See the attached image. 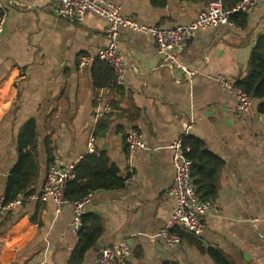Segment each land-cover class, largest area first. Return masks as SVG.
I'll return each mask as SVG.
<instances>
[{
  "label": "crops",
  "instance_id": "obj_1",
  "mask_svg": "<svg viewBox=\"0 0 264 264\" xmlns=\"http://www.w3.org/2000/svg\"><path fill=\"white\" fill-rule=\"evenodd\" d=\"M108 1L142 25L175 27L193 22L212 0ZM57 2L0 1L6 14L0 33V200L18 162V135L28 121L36 120L39 152L32 193L41 191L47 175L45 139L55 151L53 162L65 168L86 155L93 135L125 185L92 193L86 215L101 219L103 234L100 249L88 252L83 264H96L100 250L121 240L132 249L124 264H214L188 238L170 248L158 237L175 206L168 193L175 174L170 146L193 136L225 166L204 234L187 237L218 248L235 264H264V115L256 102L248 113L236 114L232 96L214 81L223 76L239 82L247 76L253 49L264 35V4L241 15L245 20L236 28L197 32L179 51L183 65L201 70L193 80L161 65L152 37L121 30L119 48L132 66L126 86L107 95L113 112L95 122L101 91L94 87L96 62L80 69L79 59L96 57L106 46L108 23L95 15L69 23L55 16ZM191 120L194 129L187 133ZM132 130L143 135L147 147L133 158V169L125 144ZM130 176L134 180L126 184ZM72 222L73 204L57 213L52 200L0 212V264H69L79 243Z\"/></svg>",
  "mask_w": 264,
  "mask_h": 264
},
{
  "label": "built area",
  "instance_id": "obj_2",
  "mask_svg": "<svg viewBox=\"0 0 264 264\" xmlns=\"http://www.w3.org/2000/svg\"><path fill=\"white\" fill-rule=\"evenodd\" d=\"M262 4H264V0H241L234 7H226L223 0H212L193 22L175 27L142 25L133 17L123 16L120 7L108 0H58L55 4V16L72 24H81L88 15H95L108 23L105 33L106 46L98 52L96 57L81 56L79 59L80 69L88 68L99 60L110 66L114 74L112 88L101 90L95 99V122H98L113 112L107 95L112 89L116 90L126 86L127 70L132 66L127 56L119 48L121 30L129 29L135 33L152 37L158 54L162 58L161 65L172 70L177 69L188 80H193L201 74V70H192L183 65L180 61L179 51L190 45L197 32L218 27L236 28L234 19L236 16L250 15ZM5 21L6 14L3 13L0 19V33ZM214 81L223 91L232 96L233 111L236 114L241 115L250 111L254 101L235 81L223 76L215 77ZM194 124L195 120H191L186 130L187 133L194 129ZM183 139L175 141L170 146L175 174L168 193L175 206L170 220L158 234V237L162 238L170 248H177L182 243L179 233L201 238L206 228V216L213 209L211 202L200 199L198 195L192 177L193 161L188 157L191 148L184 145ZM125 144L128 152V165L133 169V158L138 152L147 150L146 143L141 133L132 130L126 134ZM99 152L96 138L92 135L88 141L86 155H99ZM76 164L63 168L55 162L50 163L41 191L38 193L22 192L14 201L7 204L4 203V200H0L1 214H10L27 203L48 200H52L56 212L61 213L64 206L69 203L65 193L68 183L75 177ZM132 180H134V176H130L126 180V184ZM92 197L93 194L90 193L82 200L71 203L73 204L71 229L75 234H78L82 228V220L86 214V208L92 202ZM252 222L255 223L256 220H252ZM131 254L132 249L127 240H121L113 246L100 250L96 264H124Z\"/></svg>",
  "mask_w": 264,
  "mask_h": 264
},
{
  "label": "trees",
  "instance_id": "obj_3",
  "mask_svg": "<svg viewBox=\"0 0 264 264\" xmlns=\"http://www.w3.org/2000/svg\"><path fill=\"white\" fill-rule=\"evenodd\" d=\"M241 0H232L226 7H234ZM3 11L0 9V19ZM236 16L238 23L245 17ZM113 71L107 64L96 61L94 64V87L99 90L112 88ZM237 85L243 89L254 102L264 100V35L258 39L248 65L247 76ZM258 112L264 115V103L258 106ZM184 145L191 148L188 157L193 161L192 177L200 199L215 202L219 193V177L225 162L206 149L199 138L188 136L183 139ZM18 162L14 166L8 181L4 203L14 201L22 192H30L38 175L39 152L36 140V120L28 121L20 131L17 139ZM48 164L53 163L55 151L49 139L44 140ZM75 177L68 183L65 197L69 203L82 200L96 191H118L124 188L125 179L120 177L118 167L111 164L106 151L99 155H85L75 167ZM103 234L102 221L98 216L84 215L82 228L77 234L79 243L73 252L69 264H83L88 252L96 249ZM182 240L188 238L200 253L208 255L214 264H235L232 258L218 248H204L203 245L184 233H179Z\"/></svg>",
  "mask_w": 264,
  "mask_h": 264
},
{
  "label": "water",
  "instance_id": "obj_4",
  "mask_svg": "<svg viewBox=\"0 0 264 264\" xmlns=\"http://www.w3.org/2000/svg\"><path fill=\"white\" fill-rule=\"evenodd\" d=\"M264 103V100L263 101H260V102H256V104L259 106V105H262ZM96 249L99 250L100 249V246L97 245L96 246Z\"/></svg>",
  "mask_w": 264,
  "mask_h": 264
}]
</instances>
